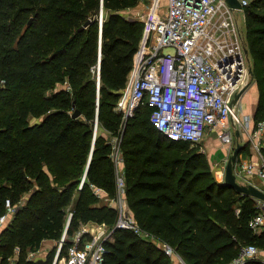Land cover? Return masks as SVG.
Returning <instances> with one entry per match:
<instances>
[{
  "label": "trees",
  "instance_id": "1",
  "mask_svg": "<svg viewBox=\"0 0 264 264\" xmlns=\"http://www.w3.org/2000/svg\"><path fill=\"white\" fill-rule=\"evenodd\" d=\"M141 5L143 0H0V215L7 198L16 205L0 232V264L14 257L16 264H38L29 252L45 239H60L70 211L69 235L89 221L115 225L118 207L100 204L97 192L119 196L115 137L126 201L155 239L117 228L105 264H179L159 241L187 264H228L247 244L264 248V229L255 233L249 225L256 200L217 179L200 146L189 148L191 142L159 131L147 104L126 124L116 110L143 33V21L127 12ZM243 11L260 120L264 0H248ZM99 55L100 84L93 70Z\"/></svg>",
  "mask_w": 264,
  "mask_h": 264
},
{
  "label": "built area",
  "instance_id": "2",
  "mask_svg": "<svg viewBox=\"0 0 264 264\" xmlns=\"http://www.w3.org/2000/svg\"><path fill=\"white\" fill-rule=\"evenodd\" d=\"M241 2L244 6L248 0ZM143 3L146 8L142 37L127 85L115 106L123 114L124 124L140 106L147 104L151 108L150 121L159 131L172 139L200 146L202 152L207 150L202 144L205 137L214 131L219 146L226 153L221 158L224 169L236 148L235 132L239 130L240 142L249 145L255 158H245L240 153L234 165L237 180L264 190V119L256 120L247 110L243 100L245 92L235 100L236 94L251 85L253 79L242 24L236 13L238 9L230 7L226 0H143ZM102 22L103 11L101 25ZM93 70L99 84L100 55ZM115 150L116 164L120 167L117 222L114 226L83 223L69 235V221L73 216L70 211L49 264H105L107 242L113 239L116 227L132 229L141 236L155 239L139 226L126 207L123 157L118 138ZM216 161L219 166L220 162ZM256 177L262 187L255 182ZM82 184L83 181L80 187ZM255 200L257 211L249 225L255 233H260L264 229V200ZM6 207V212L0 215V226L16 211L10 198L6 199ZM68 240L72 243L64 253ZM159 243L178 263L186 264L173 246L163 241ZM28 258L35 259L34 252H30ZM251 259L264 263V248L247 244L228 264H244Z\"/></svg>",
  "mask_w": 264,
  "mask_h": 264
},
{
  "label": "water",
  "instance_id": "3",
  "mask_svg": "<svg viewBox=\"0 0 264 264\" xmlns=\"http://www.w3.org/2000/svg\"><path fill=\"white\" fill-rule=\"evenodd\" d=\"M228 5L234 9L241 10L244 8L241 0H226ZM133 12H137L136 9L133 10ZM90 21H88L86 24H88ZM246 52L248 53V49H246ZM251 74H253V68L251 67L250 69ZM100 84V82H99ZM250 87L248 84L245 88H243L240 92H238L235 96V100H237L246 90ZM100 88V86H99ZM81 115V110L76 109L75 112L73 113L74 117H79ZM98 127V118L96 122V128ZM237 140H236V148L233 152V154L230 156V159L227 163L226 166V171H225V178H224V183L231 186L234 188L237 192L243 194V195H249L255 198H260L264 200V190L252 183H241L237 180L236 174L234 172V165L240 155V153L244 150L246 147V144H242L239 140L240 137V132L239 130H236L235 132ZM72 218V217H71ZM71 221V219H70ZM69 221V223H70ZM119 227H116V229ZM38 264H43V260H37Z\"/></svg>",
  "mask_w": 264,
  "mask_h": 264
},
{
  "label": "crops",
  "instance_id": "4",
  "mask_svg": "<svg viewBox=\"0 0 264 264\" xmlns=\"http://www.w3.org/2000/svg\"><path fill=\"white\" fill-rule=\"evenodd\" d=\"M236 13H237V16L239 17L240 21H243L244 20V17H245V14H244L243 9L237 10ZM253 87H256V84H254L251 87V89ZM256 91L258 93L257 96L259 97L258 88L256 89ZM253 93H255V90H254ZM247 94H248V91L245 93V98L247 97ZM253 106H254L253 110H250V109L249 110H250L251 113L254 114V112H255V110L257 108V103L255 105H253ZM202 144L205 146V148L207 150L209 149V150H211L212 153H214V151H215L214 149H217V145H219V142H218L216 133L214 131H210L207 134V136L205 137V139H204V141H203ZM213 147H215V148H213ZM242 152H243L242 155L245 158H250V159L255 158V154L252 153V150L249 147V145L246 146L245 149ZM255 182L257 184H259L261 187L263 186L261 180L259 178H257V177L255 178ZM97 192L101 196V201L99 202L100 204H108V205H111V206H117L118 205V199H113V198L109 197L108 196V193L105 190L99 188V189H97ZM124 200L126 202V207H127L128 211L131 212L130 211V208L128 206V203L126 201V197L125 196H124ZM89 222H90L89 223L90 225H92V226L95 225V222L94 221H89ZM3 227H4L3 225L0 226V232H1V230H2ZM55 244H56V240L55 239H45L42 242L41 247L38 250H36V251H30V252H34V255L36 257L33 260H35V261L36 260H43L44 261L43 264H49L48 260H46V259L49 258L48 255L50 254L49 251H48L49 250L48 247L49 248H52ZM43 245H44V247L42 248ZM13 259H15V257Z\"/></svg>",
  "mask_w": 264,
  "mask_h": 264
},
{
  "label": "rangeland",
  "instance_id": "5",
  "mask_svg": "<svg viewBox=\"0 0 264 264\" xmlns=\"http://www.w3.org/2000/svg\"><path fill=\"white\" fill-rule=\"evenodd\" d=\"M146 6L145 5H141L140 8H136V11L137 12H133V11H130V12H127V14H129V16L131 17H136V18H139L142 20L143 18V13H144V10H145ZM167 51H170V48H167L166 49ZM249 57V60H250V64H251V67H253V63H252V59L251 57L248 55ZM252 84L250 85V87L246 90V92L248 91V94H247V97L245 98V95H244V99L246 101V108L247 110L250 112V110H253L254 106L256 103L258 105V101H259V97L257 96V91L256 89L258 88V84H257V81L255 79H252L251 80ZM256 84V87H253L251 89V87ZM255 90V93H253ZM258 91H259V88H258ZM245 92V93H246ZM250 109V110H249ZM255 113V112H254ZM97 122V121H96ZM95 128H96V125H95ZM117 137H115V140H116ZM193 147V144L191 146H189V148ZM197 149L201 150L200 147H196ZM215 148V147H213ZM214 153L211 152V150H206V152H204V154L207 155V157L209 158L210 162H211V167H212V171L213 173L215 174L216 178L219 179L220 181H224V178H225V171L226 169H224V167H222L224 164L222 163L221 161V158H223V156L226 154L225 153V150L220 147L219 145H217V149H214ZM243 154V152L241 153ZM216 160H218V162H220L219 166L216 165ZM227 164V163H226ZM259 187V186H258ZM255 199V197H253ZM70 209V208H69ZM69 214V213H68ZM147 237V236H146ZM148 238V237H147ZM58 243H59V239L56 240V244L52 247V248H49L48 247V251L49 253H53V256L54 254L56 253V250L58 248ZM44 247V245L42 246V248ZM51 249V250H50ZM66 249L63 250V252L65 253ZM30 253V252H29ZM50 254L48 255V257L50 258ZM48 258V262H50ZM17 262L15 261V259H12L10 260V263L9 264H16ZM179 264H182V262H179ZM187 264V263H186Z\"/></svg>",
  "mask_w": 264,
  "mask_h": 264
}]
</instances>
